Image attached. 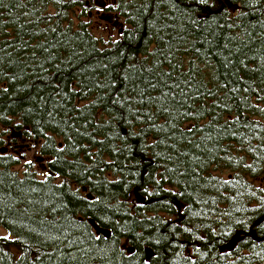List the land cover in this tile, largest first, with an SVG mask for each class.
<instances>
[{
    "label": "trees",
    "instance_id": "obj_1",
    "mask_svg": "<svg viewBox=\"0 0 264 264\" xmlns=\"http://www.w3.org/2000/svg\"><path fill=\"white\" fill-rule=\"evenodd\" d=\"M85 1L0 0V264H264V0Z\"/></svg>",
    "mask_w": 264,
    "mask_h": 264
},
{
    "label": "rangeland",
    "instance_id": "obj_2",
    "mask_svg": "<svg viewBox=\"0 0 264 264\" xmlns=\"http://www.w3.org/2000/svg\"><path fill=\"white\" fill-rule=\"evenodd\" d=\"M84 19L88 20L87 17H84ZM94 19V18H93ZM96 19V18H95ZM101 24L93 23L92 28L94 30V33L96 36H98L103 43H107L109 41H114L117 40L120 37V31L118 28H111L109 29V26L106 24L104 21H99ZM122 25L120 28L126 27V24L122 18L121 20ZM9 144V143H8ZM7 143H4L2 146H0V149L5 150L4 148L6 147V150L0 153H10L18 158H20L23 162H33L34 165L37 167V170L40 172L41 175H45V170L42 167V163L45 162V158H43V155L40 153V146L39 143L36 142H30V141H19L16 145L19 146V148L15 147H8ZM8 150V151H7ZM22 167V164H21ZM219 172V171H218ZM3 236H9L7 230L3 227L0 226V237Z\"/></svg>",
    "mask_w": 264,
    "mask_h": 264
},
{
    "label": "flooded vegetation",
    "instance_id": "obj_3",
    "mask_svg": "<svg viewBox=\"0 0 264 264\" xmlns=\"http://www.w3.org/2000/svg\"><path fill=\"white\" fill-rule=\"evenodd\" d=\"M96 1L97 0L85 1V4L89 8L90 20L88 22L90 23V25H92L94 22L97 24H101L99 21H104L109 26V29L118 28L121 32L120 34L122 35L123 28H120V26L122 25V16H120V14L115 10L116 0H98L101 5H99ZM10 144H12V142H9L8 146H10ZM15 146L16 148H19L18 145Z\"/></svg>",
    "mask_w": 264,
    "mask_h": 264
},
{
    "label": "water",
    "instance_id": "obj_4",
    "mask_svg": "<svg viewBox=\"0 0 264 264\" xmlns=\"http://www.w3.org/2000/svg\"><path fill=\"white\" fill-rule=\"evenodd\" d=\"M97 3L99 5H101V3L98 0H97ZM4 149L6 150V147ZM5 150L0 149V152H3ZM88 196L92 197L91 194H88ZM136 198H137V201L139 203H142V202H144L146 200L145 196L141 195L137 191V189H136ZM89 221L93 225V227H94V229H95L97 234H102V235H104L106 237H109L111 235L110 229H107V228H104V227L100 226L93 218H89ZM262 221H263L262 218L257 220L252 225L250 232L249 231H245V230H239L227 244H225V245H223L221 247V250H225V249L233 250L236 247V244H237L238 241H241L246 235H250L252 233L254 234L255 233L254 228L256 226H258ZM129 252L132 253L133 252V248H130ZM146 255H147V259H151L154 256V252H153L151 247H146Z\"/></svg>",
    "mask_w": 264,
    "mask_h": 264
},
{
    "label": "bare ground",
    "instance_id": "obj_5",
    "mask_svg": "<svg viewBox=\"0 0 264 264\" xmlns=\"http://www.w3.org/2000/svg\"><path fill=\"white\" fill-rule=\"evenodd\" d=\"M40 146V145H39ZM40 148V147H39ZM84 190V189H83ZM100 225V224H99Z\"/></svg>",
    "mask_w": 264,
    "mask_h": 264
}]
</instances>
